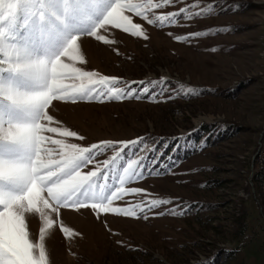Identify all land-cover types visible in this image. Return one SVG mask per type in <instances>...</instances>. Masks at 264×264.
I'll return each mask as SVG.
<instances>
[{
	"label": "rangeland",
	"instance_id": "obj_1",
	"mask_svg": "<svg viewBox=\"0 0 264 264\" xmlns=\"http://www.w3.org/2000/svg\"><path fill=\"white\" fill-rule=\"evenodd\" d=\"M108 2L101 0L98 11ZM184 7L205 15L163 27L133 16L147 39L109 26L97 30L109 43L86 34L78 41L76 67L98 73L95 79L118 77L116 88L147 87L155 99L52 101L48 112L59 122L54 126L85 137H56L68 143L144 139L124 150L110 177L97 178L84 200L88 207L61 206L49 213L54 224L45 232L48 264H264V0H176L149 15ZM195 32L205 34L175 39ZM87 82L82 76L64 81L75 87ZM188 88L196 91L185 95ZM115 154L108 150L96 159ZM145 157L143 164L161 174L119 184L124 168L133 164L132 170L140 171L135 162ZM258 167L261 181L255 182ZM113 185L145 190L113 201V207L147 199L172 203L146 211L148 219L112 212L98 218L90 205L106 206L101 197L115 190ZM177 206L175 215H156ZM26 221L30 238L39 243L43 221L38 214H27ZM62 226L75 235L66 237Z\"/></svg>",
	"mask_w": 264,
	"mask_h": 264
},
{
	"label": "snow or ice",
	"instance_id": "obj_2",
	"mask_svg": "<svg viewBox=\"0 0 264 264\" xmlns=\"http://www.w3.org/2000/svg\"><path fill=\"white\" fill-rule=\"evenodd\" d=\"M175 2L147 0L142 5L132 0H109L101 12L98 11L101 0H0V264H48L45 232L54 224L49 213H58L61 206L88 207L84 200L96 186L97 178L110 177L116 159L124 150L135 149L143 142L144 138L105 140L82 147L56 138L85 139L77 131L54 126L59 122L48 112L54 100L155 99L147 87L138 91L130 85L127 90L116 88L113 86L121 83L118 77L95 79L98 73L76 67L74 62L80 57L78 41L86 34L109 43L97 31L109 26L147 39L142 24L135 23L133 16L149 25L163 27L175 24L179 18L194 19L205 15L203 11L192 13L184 7L150 18V10ZM202 34L205 33H188L175 39L187 41ZM65 58L73 63H66ZM78 76L86 77L87 84L75 87L64 83ZM101 87H108L109 91L104 93ZM195 91L188 88L184 94L191 95ZM49 145H57L59 149L54 150ZM108 150H116L111 159H96ZM53 154L59 158L53 159ZM143 159L146 157L135 162L140 171H133V164L124 168V175L117 177L119 184L161 174L159 169L149 170ZM90 165H95L94 170L82 171ZM163 167L169 170L167 165ZM113 187L115 190L101 197L108 201L106 206L90 205L98 218L100 212H112L148 219L144 215L146 211L172 203L170 199H147L144 204L113 207L115 200L145 193L141 188ZM178 207L156 215H175ZM27 214H38L43 221L39 243L30 238ZM180 214H185L183 209ZM61 230L66 237L75 235L68 227L62 226Z\"/></svg>",
	"mask_w": 264,
	"mask_h": 264
},
{
	"label": "trees",
	"instance_id": "obj_3",
	"mask_svg": "<svg viewBox=\"0 0 264 264\" xmlns=\"http://www.w3.org/2000/svg\"><path fill=\"white\" fill-rule=\"evenodd\" d=\"M260 159H261L260 156H258V158L256 159L258 163L260 162ZM257 171H258L257 174H256L257 176H256V179L254 180L255 182L256 181H258V182L261 181V178H259L260 173H261V170L259 169V167L257 168Z\"/></svg>",
	"mask_w": 264,
	"mask_h": 264
}]
</instances>
